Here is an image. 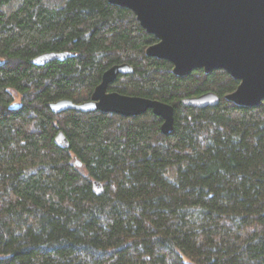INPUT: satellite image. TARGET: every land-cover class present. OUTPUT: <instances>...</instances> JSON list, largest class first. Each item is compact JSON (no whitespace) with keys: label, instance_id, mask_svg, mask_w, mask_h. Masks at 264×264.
<instances>
[{"label":"trees","instance_id":"obj_1","mask_svg":"<svg viewBox=\"0 0 264 264\" xmlns=\"http://www.w3.org/2000/svg\"><path fill=\"white\" fill-rule=\"evenodd\" d=\"M155 43L108 0H0V264H264V102L229 103L225 71L175 76ZM48 52L71 57L31 63ZM121 64L134 74L109 91L173 106L172 134L151 111L48 108L88 101ZM207 93L217 107L181 103Z\"/></svg>","mask_w":264,"mask_h":264},{"label":"water","instance_id":"obj_2","mask_svg":"<svg viewBox=\"0 0 264 264\" xmlns=\"http://www.w3.org/2000/svg\"><path fill=\"white\" fill-rule=\"evenodd\" d=\"M113 6L132 11L140 26L157 39L146 50V56L173 65V74L184 78L195 70L206 74L225 71L239 82L237 89L225 99L237 107L253 109L264 102V0H108ZM69 52H48L31 63L43 67L64 62ZM134 74L129 64L115 65L102 76L91 98L83 103L62 99L47 106L54 114L67 111L114 114L139 117L151 111L163 123L161 131L174 130L175 109L158 100L122 95L109 88L120 76ZM221 98L215 93L182 100L189 108L217 107ZM54 142L61 149H70L63 132ZM78 167L82 163L76 162ZM96 194L103 184L94 180Z\"/></svg>","mask_w":264,"mask_h":264},{"label":"rangeland","instance_id":"obj_3","mask_svg":"<svg viewBox=\"0 0 264 264\" xmlns=\"http://www.w3.org/2000/svg\"><path fill=\"white\" fill-rule=\"evenodd\" d=\"M16 101L19 102L20 101V97L16 96Z\"/></svg>","mask_w":264,"mask_h":264}]
</instances>
